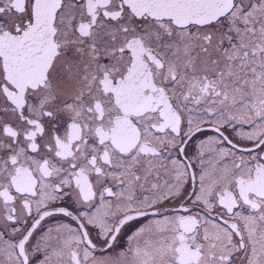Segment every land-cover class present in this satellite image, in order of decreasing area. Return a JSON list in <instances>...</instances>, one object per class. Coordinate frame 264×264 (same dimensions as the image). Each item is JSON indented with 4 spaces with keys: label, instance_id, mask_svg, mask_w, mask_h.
Listing matches in <instances>:
<instances>
[{
    "label": "snow or ice",
    "instance_id": "snow-or-ice-1",
    "mask_svg": "<svg viewBox=\"0 0 264 264\" xmlns=\"http://www.w3.org/2000/svg\"><path fill=\"white\" fill-rule=\"evenodd\" d=\"M0 264H264V0H0Z\"/></svg>",
    "mask_w": 264,
    "mask_h": 264
}]
</instances>
